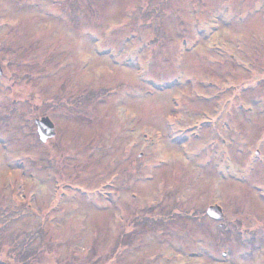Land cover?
<instances>
[{"label": "rangeland", "instance_id": "374dc122", "mask_svg": "<svg viewBox=\"0 0 264 264\" xmlns=\"http://www.w3.org/2000/svg\"><path fill=\"white\" fill-rule=\"evenodd\" d=\"M0 65V264H264V0H0Z\"/></svg>", "mask_w": 264, "mask_h": 264}, {"label": "water", "instance_id": "95a60500", "mask_svg": "<svg viewBox=\"0 0 264 264\" xmlns=\"http://www.w3.org/2000/svg\"><path fill=\"white\" fill-rule=\"evenodd\" d=\"M0 73H2L1 66ZM34 121L37 125V132L39 134V138L42 141H46L49 137H52L55 134V126L49 116L42 115L40 117H35ZM206 211L209 215L216 218H220L223 215L222 207L219 204L209 205Z\"/></svg>", "mask_w": 264, "mask_h": 264}, {"label": "trees", "instance_id": "16d2710c", "mask_svg": "<svg viewBox=\"0 0 264 264\" xmlns=\"http://www.w3.org/2000/svg\"><path fill=\"white\" fill-rule=\"evenodd\" d=\"M31 239L32 238L28 239L25 244H20V249H19V251H17L18 257H21L22 255H24V257H25L24 259H25L26 264H30L31 260L33 259L32 256L35 255L37 250L41 249V247L43 246V243H36V244H33V242L30 243ZM30 248H32L31 252L26 255V252L29 251L27 249H30Z\"/></svg>", "mask_w": 264, "mask_h": 264}]
</instances>
